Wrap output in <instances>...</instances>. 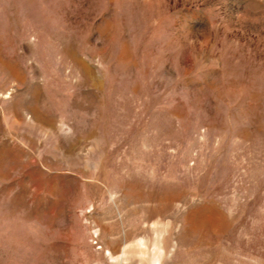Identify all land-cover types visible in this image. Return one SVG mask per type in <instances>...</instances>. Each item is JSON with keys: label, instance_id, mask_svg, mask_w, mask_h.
Masks as SVG:
<instances>
[{"label": "rangeland", "instance_id": "obj_1", "mask_svg": "<svg viewBox=\"0 0 264 264\" xmlns=\"http://www.w3.org/2000/svg\"><path fill=\"white\" fill-rule=\"evenodd\" d=\"M0 264H264V0H0Z\"/></svg>", "mask_w": 264, "mask_h": 264}]
</instances>
